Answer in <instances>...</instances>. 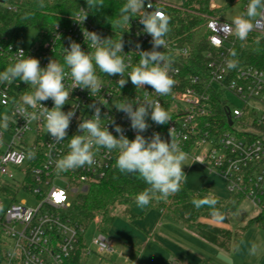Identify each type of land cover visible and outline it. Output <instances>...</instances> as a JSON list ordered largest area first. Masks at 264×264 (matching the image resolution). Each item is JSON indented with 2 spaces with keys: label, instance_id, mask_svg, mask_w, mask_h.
<instances>
[{
  "label": "built area",
  "instance_id": "obj_1",
  "mask_svg": "<svg viewBox=\"0 0 264 264\" xmlns=\"http://www.w3.org/2000/svg\"><path fill=\"white\" fill-rule=\"evenodd\" d=\"M233 2L241 4L243 12L248 4V0ZM145 4L146 10H160L167 16L168 9L183 8L168 0H145ZM0 5L7 11H17L4 0H0ZM84 10L87 19L80 23ZM217 10L213 0H209V11ZM203 16L207 19L208 35L202 65L198 67L193 61L192 49L169 32L165 37L166 47L157 49L164 51L171 60L170 75L175 80L171 94L157 96L149 86L136 89L127 78L131 68L125 72L123 78L128 79V83L122 88L117 84L118 75L108 76L97 68L101 91L72 90L62 111L72 110L76 105L75 116L67 130V138L59 143L46 133L42 121L27 123L16 114L17 104L25 93L32 91L31 86L22 81L0 84V124L4 116L8 117L7 128L0 127V247L4 256L0 264H78L77 247L84 230L71 222L68 211L78 195L86 193L91 185L102 182L111 173L116 167L117 153L108 154L106 149H100L91 167L85 165L66 172H58L55 161L67 153L71 137L80 134L78 124L81 120L93 119L94 109L89 107L93 104L101 109V127H108L118 137L111 122L114 120L132 140L136 131L131 128L126 114L117 111L115 105L142 102L145 96L157 101L170 114L171 121L157 125L149 117L150 127L141 134L150 138L153 133H159L162 139L170 141L172 129V138L182 150L210 172L223 177L230 193L241 192L254 206L260 207L264 195V134L260 131L264 126V110L251 103L264 104V70L236 65L232 53L238 38L228 27L231 22L213 14ZM139 17L140 14L132 15L117 40L122 39L124 45L120 55L132 66L139 61L136 52L152 49V38L144 32ZM254 23L256 27L251 32L264 35V18L258 17ZM86 31L109 38V31L97 25L89 10L81 6L69 24L55 25L47 37H37V42L29 49H24L20 43L0 41V72L20 58L19 50H23L25 58H37L41 67H46L50 59L63 64L70 39L79 43L84 51H92L83 35ZM228 62L235 67L229 68ZM64 83L71 91L72 80L66 78ZM214 92H223V109L228 124L232 121L229 131H222L217 121L209 120L213 115ZM228 94L238 99L242 107L231 104ZM41 103L49 109L54 106L51 99ZM38 109L39 105L29 111ZM30 135L32 140L28 139ZM14 169L21 173L19 179ZM20 194L27 198L19 200ZM33 199L37 204L30 206L29 201ZM93 245L96 251L87 248L84 264H93V259L95 264H112L111 257L116 251L110 238L100 234Z\"/></svg>",
  "mask_w": 264,
  "mask_h": 264
},
{
  "label": "clouds",
  "instance_id": "obj_2",
  "mask_svg": "<svg viewBox=\"0 0 264 264\" xmlns=\"http://www.w3.org/2000/svg\"><path fill=\"white\" fill-rule=\"evenodd\" d=\"M88 9H99L103 7V0H86ZM145 0H126L120 9L118 24H129L132 15L140 14L139 21L143 30L152 38V49L150 51L140 50L136 52L139 61L135 66L126 63L125 58L120 55L123 51L122 39L118 42L112 38H102L96 32L86 31L83 33L88 47L92 51H84L81 45L71 41L69 48H65L61 64L50 59L46 67H41L37 58L26 56L23 50H19L20 58L0 72V84L22 81L31 86L32 91L21 97V103L16 106V114L27 123L42 121L46 133L50 134L57 143L68 136L67 130L71 120L75 116L76 105L67 112L62 111L63 106L68 103L70 93L75 88L88 89L90 93L101 91L102 84L96 74L100 72L108 76L118 75L120 79L117 84L120 88L128 83L123 78L127 69V78L136 89L151 87L157 96L171 94L175 80L170 75L172 71L171 60L164 51L159 48L166 47L165 37L169 32L170 18L160 10L148 11L145 8ZM150 8V5L148 6ZM264 18V0H248L244 12L233 18L229 29L239 40H245L249 33L254 30L257 18ZM87 19V12L80 17L79 22ZM140 49V45H136ZM228 67L235 65L228 62ZM66 78L72 80L68 90L64 81ZM51 99L54 106L49 109L41 102ZM39 109L29 111V109ZM94 109L93 119L81 120L78 124L80 134L73 135L68 143V151L55 161L58 172L74 170L85 165L91 167L95 161V155L100 149H106L108 154L116 152L115 164L117 169L124 174H136L142 179L147 188L136 196L138 207L148 206L153 198L166 200L176 194L185 177L183 166L187 160V153L172 138L170 129V141L161 138L159 133H153L146 138L141 133L147 131L150 125L147 118L157 125H165L171 121L170 114L160 103L145 96L144 100L135 104L124 102L116 104L117 111H122L130 119L131 128L136 131L134 139L129 140L124 135V129L115 125V136L108 127H101V109L96 104L90 105ZM8 117H3L0 127L7 128ZM199 162V161H198ZM218 201L211 196L193 201L196 208L207 206L213 211L212 217L217 222L225 220L224 214L215 210ZM258 246L253 244L250 254L255 255Z\"/></svg>",
  "mask_w": 264,
  "mask_h": 264
},
{
  "label": "trees",
  "instance_id": "obj_3",
  "mask_svg": "<svg viewBox=\"0 0 264 264\" xmlns=\"http://www.w3.org/2000/svg\"><path fill=\"white\" fill-rule=\"evenodd\" d=\"M4 2L15 6L17 11H7L0 5L1 43L19 44L29 29H34L37 37L45 38L55 25L69 24L79 7L88 9L86 0H4ZM125 2L126 0H103L102 8L88 9L93 21L106 28L109 31V38L116 42L126 27L125 23H117L120 19V9ZM167 12L170 18L169 35L192 49L193 61L199 67L203 64V52L207 49V19L203 15L213 14L209 11V0H188L182 9L170 8ZM232 59L238 66L251 65L264 70V35L250 32L245 40L238 39L233 48ZM197 71L199 70L196 69ZM222 96L223 92L213 93V115L209 120L217 121L222 131H229L231 127L223 109ZM240 124L243 125V122ZM260 129L264 134V126ZM183 171L186 174V170ZM147 187L148 185L138 175L121 173L115 167L102 182L91 185L86 193L75 198L68 211V217L84 230L77 247L78 264H84L86 259L88 246L85 241V230L88 225L99 220L100 234L108 236L109 229L116 219L113 211L118 206H129L135 202L136 196ZM209 196L205 189L194 191L187 188L183 179L176 194L166 200L153 198L146 210L160 211L164 219L183 226L226 253L235 251L243 234L252 226L264 230V195L258 208V215L234 231L204 222L215 220L211 215L213 209L207 206L196 208L193 201ZM212 198L218 201L215 210H219L225 216V220L219 222L222 224L228 223L229 214L235 212L246 199L241 192L231 193L226 201ZM122 215L130 220L137 218L128 209ZM3 257V250L0 247V262ZM202 264L214 263L205 261Z\"/></svg>",
  "mask_w": 264,
  "mask_h": 264
},
{
  "label": "crops",
  "instance_id": "obj_4",
  "mask_svg": "<svg viewBox=\"0 0 264 264\" xmlns=\"http://www.w3.org/2000/svg\"><path fill=\"white\" fill-rule=\"evenodd\" d=\"M213 174L216 176L215 179L209 178L207 188L201 189H205L212 197H216L222 201L228 200L229 195L224 189L226 184L224 178L217 173ZM201 189L194 191H200ZM126 209L136 215L137 218L130 220L122 215ZM126 209L122 210L120 214V220L123 221L115 219L108 232V237L115 247L117 243L119 244V241L123 243L126 251H122V254L120 253L119 255L124 264H140L146 256H156L157 259L153 261L155 262L154 264H202L205 261L214 264H230L229 261H234L235 258L242 260L243 264H245L251 258L250 248L252 244L246 243L245 240L247 239L245 238L247 237L244 238L247 232L243 234L235 251L226 253L201 239L195 233L188 231L183 226L164 219L162 213L156 209L146 210L147 206L141 212L128 207ZM214 221L204 220V222L211 225L214 224ZM213 226L220 227L219 224ZM152 239L154 243H159L158 247L160 251H147L152 244ZM135 249H141L142 251H134ZM136 254L138 255V259L134 262ZM251 264H264V252L259 261L251 262Z\"/></svg>",
  "mask_w": 264,
  "mask_h": 264
},
{
  "label": "rangeland",
  "instance_id": "obj_5",
  "mask_svg": "<svg viewBox=\"0 0 264 264\" xmlns=\"http://www.w3.org/2000/svg\"><path fill=\"white\" fill-rule=\"evenodd\" d=\"M168 1L174 5H177L180 7H185L188 0H168ZM233 1L234 0H213L214 6H216L218 8V10L215 11L213 14L215 16H218L222 19H225V20L231 22L234 17L241 15L243 13L242 8H241V4H235ZM36 42H37V32L34 29H29L26 33L24 40L20 43V45L24 49H29V47H31ZM227 98L230 100L231 104H233L234 106L242 107V103H240V101L238 99H236L233 95L228 94ZM251 104L258 107L261 110H264V104L257 103V102H252ZM45 131H46V129H45ZM31 137H33V136L32 135L28 136V139L32 140ZM187 157L188 158L185 161V164H187V165L183 166V169L186 170V175L184 178L185 186L191 190H196V189L199 190V189L205 188V187L207 188V185H208L207 181L211 177L215 179L216 176H215V174H213L215 172L211 173L203 164L199 163L198 161H194L188 154H187ZM14 174L16 175L17 179H19L22 176L21 173L19 172V170L17 171L15 169H14ZM218 180L221 182V180L219 178H218ZM224 189H225V192L230 197L231 193H230V190H229L227 184H225ZM23 198H27L26 195L20 194L19 200H21ZM36 204H37V202L35 199L29 201L30 206H35ZM127 207L132 209V210H135L137 212H141L144 208V207L143 208L138 207L136 202H134L132 205H129V206H118L113 211V214L117 220L123 221V220H120V214H121L122 210L126 209ZM258 213H259V209L256 206H254L249 200L245 199L240 204L239 208L235 212H232L229 214V217H228L229 220H228L227 224H221L217 221H214L213 225L219 224L220 227H224V228L231 229V230H236L240 227L245 226L246 223L250 219L256 217L258 215ZM100 225L101 224H100L99 220L93 221L92 223H90V225H88V227L85 230L86 244L93 251H96V248L93 245V240L100 235V229H99ZM246 232L247 233L244 236V238L247 237V238H245V239H247V240H245L246 243H248V244L250 243V245L256 244L258 246L257 253L255 255H251V258L245 262V264H251V262L259 261L262 258V255L264 252V230L259 229L257 226H253L251 229H248ZM249 234H251V235L249 236ZM242 242H243V240H242ZM158 245H159V243L158 244L154 243L153 239H152V244L149 246L147 251H160ZM136 250L142 251L141 249H135L134 251H136ZM115 251H116L115 254L111 257L112 264H124L123 260L120 259L119 254L120 253L122 254V251H126V249H124V245H123V243H121V241H119V244L117 243V246L115 247ZM231 257H233V256H231ZM137 259H138V255L136 254L134 262H136ZM155 259H157L156 256L155 257L154 256H152V257L146 256L141 261L140 264H154L155 262H153V261H155ZM230 259H232V258H230ZM93 260L96 262L95 259H93ZM95 262L93 264H95ZM229 263L230 264H243L244 262H242V260H238L235 258L234 261L230 260Z\"/></svg>",
  "mask_w": 264,
  "mask_h": 264
},
{
  "label": "water",
  "instance_id": "obj_6",
  "mask_svg": "<svg viewBox=\"0 0 264 264\" xmlns=\"http://www.w3.org/2000/svg\"><path fill=\"white\" fill-rule=\"evenodd\" d=\"M229 124L232 125V121L231 120H229Z\"/></svg>",
  "mask_w": 264,
  "mask_h": 264
}]
</instances>
